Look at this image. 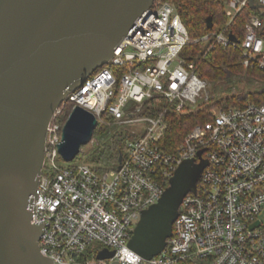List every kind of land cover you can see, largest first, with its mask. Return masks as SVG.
Here are the masks:
<instances>
[{
  "label": "built area",
  "instance_id": "built-area-1",
  "mask_svg": "<svg viewBox=\"0 0 264 264\" xmlns=\"http://www.w3.org/2000/svg\"><path fill=\"white\" fill-rule=\"evenodd\" d=\"M252 4L258 8L251 9L249 0L226 1L225 23L195 41L208 43L203 57L215 46L231 47L245 70L264 72V0ZM246 9L238 40L231 29ZM189 43L174 6L155 0L111 59L55 110L28 206L32 225L40 228L39 251L53 264H264V104L213 107L211 121L193 127L174 152L161 145L167 115L196 112L189 107L206 89L197 65L180 56ZM128 102L137 107L125 115ZM74 107L91 113L97 124L106 115L136 128V134L126 133L120 163H73L77 157L60 163L61 132ZM200 151L207 166L196 192L183 198L165 248L151 260L140 259L127 243L141 211L157 202L183 161L198 162ZM104 249L113 258L98 260Z\"/></svg>",
  "mask_w": 264,
  "mask_h": 264
},
{
  "label": "water",
  "instance_id": "water-1",
  "mask_svg": "<svg viewBox=\"0 0 264 264\" xmlns=\"http://www.w3.org/2000/svg\"><path fill=\"white\" fill-rule=\"evenodd\" d=\"M154 1L0 0V264H53L39 251L40 228L28 211L43 168L47 125L60 103L111 59ZM252 1L249 7L258 8ZM205 27L212 29L210 17ZM96 126L91 113L73 108L58 145L63 162L78 156ZM201 153L198 162L183 161L157 202L141 211L127 243L140 259L151 260L165 248L183 198L196 192L207 166ZM113 256L104 249L96 258Z\"/></svg>",
  "mask_w": 264,
  "mask_h": 264
},
{
  "label": "trees",
  "instance_id": "trees-1",
  "mask_svg": "<svg viewBox=\"0 0 264 264\" xmlns=\"http://www.w3.org/2000/svg\"><path fill=\"white\" fill-rule=\"evenodd\" d=\"M157 1V0H156ZM170 2L178 13L184 25L190 43L181 52V58L187 62L197 65L196 75L206 81L213 83H225L230 87V82L237 76L246 75L254 81L264 83V72L259 69L245 70L241 66L240 52L234 48H222L215 46L203 57L208 43L195 42L207 35L215 28L225 23V3L227 0H161ZM249 11L244 10L237 18L231 32L241 40L244 24ZM210 17L212 29L205 27V19ZM122 73L125 69H117ZM264 104V90L248 92L244 87H237L236 93L231 97L223 98L215 103L213 107L242 108L248 104ZM69 110V108L67 109ZM66 110V114L67 111ZM109 118L103 116L102 122L98 123L93 134L101 135L106 131ZM208 110L196 111L177 116L169 113L166 117L167 129L161 145L166 152L172 153L181 142L183 136L197 125L210 122ZM126 133L114 134L109 143L97 147L88 157V162L97 166H113L117 163L118 155L123 150V141ZM77 156V160L80 158ZM167 186V185H166Z\"/></svg>",
  "mask_w": 264,
  "mask_h": 264
},
{
  "label": "rangeland",
  "instance_id": "rangeland-1",
  "mask_svg": "<svg viewBox=\"0 0 264 264\" xmlns=\"http://www.w3.org/2000/svg\"><path fill=\"white\" fill-rule=\"evenodd\" d=\"M244 87V89L248 92L254 91H261L264 90V83L257 82L252 80L246 75L237 76L233 78L230 82V87L228 88L225 83H213V82H206V89L201 91L200 97L197 98V101L194 105H191L189 109L194 111H203V110H210L213 108L214 104L222 100L223 98L231 97L236 93L237 87ZM208 98V99H206ZM137 105L133 102H128L123 109L125 115H129L135 111ZM106 131L101 135H94L92 134V138L88 144L81 147L80 149V159L83 160L85 163L90 165H94L88 162V157L92 152L97 148L101 147L105 144H108L111 137L114 134H118L119 132L125 133H134L136 134V128L121 123L125 118L122 119L120 122L113 121L109 119ZM77 162V159L73 161V163ZM61 164L66 165L69 163H64L60 161Z\"/></svg>",
  "mask_w": 264,
  "mask_h": 264
}]
</instances>
